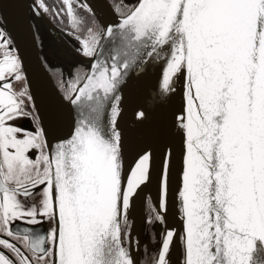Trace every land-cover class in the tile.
<instances>
[{"label": "snow or ice", "instance_id": "obj_1", "mask_svg": "<svg viewBox=\"0 0 264 264\" xmlns=\"http://www.w3.org/2000/svg\"><path fill=\"white\" fill-rule=\"evenodd\" d=\"M13 6L0 264H264V0ZM63 16L71 56L43 54Z\"/></svg>", "mask_w": 264, "mask_h": 264}, {"label": "flooded vegetation", "instance_id": "obj_2", "mask_svg": "<svg viewBox=\"0 0 264 264\" xmlns=\"http://www.w3.org/2000/svg\"><path fill=\"white\" fill-rule=\"evenodd\" d=\"M50 6H52L54 9L57 7L61 0H47ZM51 27L44 24L43 21L41 22V32L44 37V53L51 55L54 48L67 52L70 56L72 54V49L76 46L75 40L71 35L68 33L72 32V26L70 22L68 21L66 16L63 17H49ZM39 44V41H38ZM42 54V55H43ZM62 59V65H58L57 71L59 70L60 66L67 65L71 63V60L68 59ZM75 59V57H73ZM51 71V70H50ZM65 71L67 69L65 68ZM144 240H147V236L144 232Z\"/></svg>", "mask_w": 264, "mask_h": 264}, {"label": "water", "instance_id": "obj_3", "mask_svg": "<svg viewBox=\"0 0 264 264\" xmlns=\"http://www.w3.org/2000/svg\"><path fill=\"white\" fill-rule=\"evenodd\" d=\"M9 2H11L14 6L10 9V11L14 14V15H18L21 14L23 12V8L22 5L24 3L27 2V0H9ZM33 71H36L35 68H33ZM140 238L144 239L143 233L140 232L139 233Z\"/></svg>", "mask_w": 264, "mask_h": 264}]
</instances>
